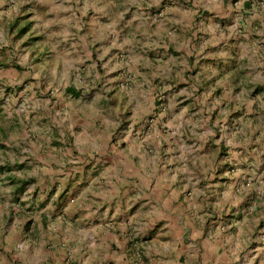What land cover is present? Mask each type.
<instances>
[{"label":"rangeland","instance_id":"1","mask_svg":"<svg viewBox=\"0 0 264 264\" xmlns=\"http://www.w3.org/2000/svg\"><path fill=\"white\" fill-rule=\"evenodd\" d=\"M29 7L35 20L20 13ZM8 10L0 15V262H54L51 205L55 197L72 202L60 180L69 183L67 169L81 165L56 152L63 133L69 140L81 132L75 110L133 105L148 114L156 105L134 126L127 108L114 139L138 130L142 139L170 107L205 119L186 128L193 139L205 136L197 149L201 177L209 181L216 169L214 182L236 203L215 215L214 229L240 237L241 251H226L231 264H264V154L243 149L248 141L251 151L264 147V0H6ZM50 166L58 170L54 186L42 181ZM229 180H236L231 191ZM10 238L20 244L13 250L24 244L26 257L9 256ZM65 263L75 264L68 256Z\"/></svg>","mask_w":264,"mask_h":264},{"label":"crops","instance_id":"2","mask_svg":"<svg viewBox=\"0 0 264 264\" xmlns=\"http://www.w3.org/2000/svg\"><path fill=\"white\" fill-rule=\"evenodd\" d=\"M23 11L32 20L38 17L33 8H22L20 13ZM9 13L6 0H0V15ZM82 106L75 110L79 118L75 128L81 132L72 134L74 141L63 133L64 147L56 151L81 165L75 163L67 169L69 183H65V178L60 180L61 192L70 189L67 193L72 202L62 204L55 197L51 205L50 212L56 213L53 220L58 225L57 232L46 233L53 246L52 264H66L67 256L75 264H231L226 251L239 250L240 237L221 234L214 229L213 218L236 203L229 197L227 186L214 182L216 169L212 168L209 181L201 177L205 171L197 165L201 163L197 149L205 136L196 135L193 139L186 131L187 127L207 121L187 117V107L179 114L170 107L158 113L155 126L146 135L142 131V139L140 130L138 135L133 132L114 139L117 117L127 108L134 126L145 122L144 117L157 106L149 105L148 114L133 105ZM196 106V114L200 115V106ZM160 125H174L177 129L161 134L157 132ZM190 138L193 146L188 144ZM243 149L250 152V157L261 158L264 154V147L251 151L249 141ZM231 152L232 157H239ZM55 173L58 170L52 166L43 169V183L50 180L54 186ZM249 174L250 171L245 172L243 182ZM234 179L238 177L234 175ZM235 184L236 180H229V191ZM237 197L241 199L243 195ZM255 203L256 207L262 204ZM242 221L246 223L247 219L243 217ZM7 240L9 256H27L24 244L19 247L21 251H16L13 249L20 244L13 247V238Z\"/></svg>","mask_w":264,"mask_h":264},{"label":"trees","instance_id":"3","mask_svg":"<svg viewBox=\"0 0 264 264\" xmlns=\"http://www.w3.org/2000/svg\"><path fill=\"white\" fill-rule=\"evenodd\" d=\"M69 90V92H73L74 90L73 89H71V88H69L68 89ZM75 92V91H74ZM75 94H77V93H75ZM0 171L1 172H4L5 171V167L4 166H2L1 164H0ZM6 171H10V169H6ZM16 180L14 179V182H15ZM19 182H20V184H19V186H20V189L19 190H22L24 187H23V185L25 184V182L23 181V180H18ZM17 182V181H16Z\"/></svg>","mask_w":264,"mask_h":264}]
</instances>
